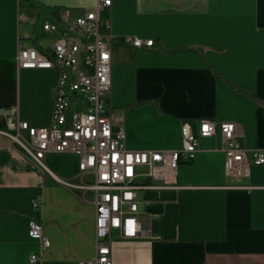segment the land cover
<instances>
[{
	"label": "crops",
	"instance_id": "obj_1",
	"mask_svg": "<svg viewBox=\"0 0 264 264\" xmlns=\"http://www.w3.org/2000/svg\"><path fill=\"white\" fill-rule=\"evenodd\" d=\"M36 1L45 13L0 0V264H32L34 253L39 264H78L96 252L94 193L65 187L54 175L73 182L79 157L48 153L52 175L11 136L20 122L51 124L60 75L57 67H21L20 50L52 58L62 33L44 24L94 11L97 0ZM100 16L114 36L109 103L127 149L179 150L186 122L198 139L194 160L179 164L178 189L141 191L154 192L152 201L139 193L149 234L123 240L115 232L113 264H264V164L236 181L225 170L220 130L198 135L202 121L233 122L245 147L264 150V0H113ZM127 37L158 47L137 49ZM156 203L162 213L146 212ZM31 220L50 240L42 253L29 235Z\"/></svg>",
	"mask_w": 264,
	"mask_h": 264
},
{
	"label": "built area",
	"instance_id": "obj_2",
	"mask_svg": "<svg viewBox=\"0 0 264 264\" xmlns=\"http://www.w3.org/2000/svg\"><path fill=\"white\" fill-rule=\"evenodd\" d=\"M113 0H97L94 11L75 18L64 13L59 24L46 23L47 32L61 31L54 42L52 58L34 48L24 47L18 55L19 65L27 69L60 70L53 88V113L48 127L20 122L18 133L11 136L19 149L43 171L48 153L76 154L79 171L74 181L54 175L63 186L94 193L95 244L93 258L78 264H113L112 237L135 240L149 234L141 221L139 193L178 189L177 171L182 161H193L198 151L197 134L188 122L183 124V144L179 150H129L123 126H115L110 107L112 92L111 23L100 12L112 7ZM137 49H153L156 41L127 37ZM220 130L225 153V170L229 177L241 180L253 165L264 164V150L249 149L237 138L233 122L202 121L200 137L216 135ZM52 174V173H51ZM53 175V174H52ZM148 204V203H147ZM35 202L34 207L40 206ZM29 235L40 243V253L51 245L36 220L29 222ZM39 264L40 255L30 257Z\"/></svg>",
	"mask_w": 264,
	"mask_h": 264
},
{
	"label": "trees",
	"instance_id": "obj_3",
	"mask_svg": "<svg viewBox=\"0 0 264 264\" xmlns=\"http://www.w3.org/2000/svg\"><path fill=\"white\" fill-rule=\"evenodd\" d=\"M20 8L21 9H26V8H36L40 11V13H45L47 7L44 6L43 4H41L40 2L36 1V0H20ZM158 47L157 43L155 44L154 48ZM216 74V72H215ZM217 75L224 79L227 83H229V81L227 79H225L221 74L217 73ZM143 102H138L134 105H132L133 107L135 106H139L140 104H142ZM131 106V107H132Z\"/></svg>",
	"mask_w": 264,
	"mask_h": 264
},
{
	"label": "water",
	"instance_id": "obj_4",
	"mask_svg": "<svg viewBox=\"0 0 264 264\" xmlns=\"http://www.w3.org/2000/svg\"><path fill=\"white\" fill-rule=\"evenodd\" d=\"M163 211V205L160 203L151 204L146 208V212L151 214H160Z\"/></svg>",
	"mask_w": 264,
	"mask_h": 264
},
{
	"label": "rangeland",
	"instance_id": "obj_5",
	"mask_svg": "<svg viewBox=\"0 0 264 264\" xmlns=\"http://www.w3.org/2000/svg\"><path fill=\"white\" fill-rule=\"evenodd\" d=\"M140 195L144 201H152L157 196L154 192H141Z\"/></svg>",
	"mask_w": 264,
	"mask_h": 264
}]
</instances>
